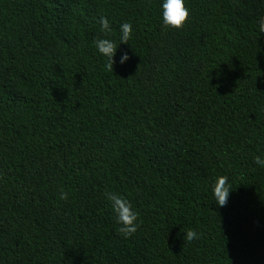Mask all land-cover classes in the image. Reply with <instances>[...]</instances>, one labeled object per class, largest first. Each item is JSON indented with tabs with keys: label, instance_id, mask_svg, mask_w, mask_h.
I'll use <instances>...</instances> for the list:
<instances>
[{
	"label": "trees",
	"instance_id": "1",
	"mask_svg": "<svg viewBox=\"0 0 264 264\" xmlns=\"http://www.w3.org/2000/svg\"><path fill=\"white\" fill-rule=\"evenodd\" d=\"M160 4L0 0V264H264V0H185L180 30ZM105 192L138 211L130 239Z\"/></svg>",
	"mask_w": 264,
	"mask_h": 264
},
{
	"label": "clouds",
	"instance_id": "2",
	"mask_svg": "<svg viewBox=\"0 0 264 264\" xmlns=\"http://www.w3.org/2000/svg\"><path fill=\"white\" fill-rule=\"evenodd\" d=\"M161 19L162 25L165 28L180 30L189 19L190 11L185 6V0H161ZM101 31L104 33H112L114 30L110 24L109 18L101 16L99 19ZM260 33H264V18L258 22ZM133 37V25L130 22L120 24L118 31V42L120 45H129V41ZM94 46L102 57L107 60L106 67L113 72V66L116 63L114 57L117 53V41L115 39L94 38ZM130 59L127 52L120 55L119 63L124 65ZM254 163L264 168V156L257 155L254 158ZM212 192L215 203L218 207L226 206L232 185L227 176H220L215 179L212 185ZM106 199L110 202L111 210L114 214L116 223L120 226L118 231L124 239L133 237L139 225V213L134 210L132 203L124 196L115 192H105ZM69 194L63 189L60 191L59 199L66 201ZM184 233V241L192 242L199 239V234L194 229H187Z\"/></svg>",
	"mask_w": 264,
	"mask_h": 264
}]
</instances>
